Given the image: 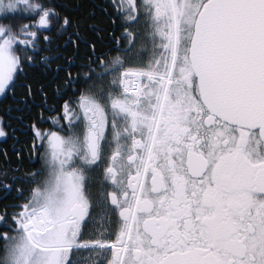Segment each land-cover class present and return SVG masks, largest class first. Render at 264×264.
Returning a JSON list of instances; mask_svg holds the SVG:
<instances>
[{"label": "snow or ice", "instance_id": "obj_1", "mask_svg": "<svg viewBox=\"0 0 264 264\" xmlns=\"http://www.w3.org/2000/svg\"><path fill=\"white\" fill-rule=\"evenodd\" d=\"M98 7L0 0V264H264V0Z\"/></svg>", "mask_w": 264, "mask_h": 264}, {"label": "flooded vegetation", "instance_id": "obj_2", "mask_svg": "<svg viewBox=\"0 0 264 264\" xmlns=\"http://www.w3.org/2000/svg\"><path fill=\"white\" fill-rule=\"evenodd\" d=\"M82 3V5L86 8L87 5H93L91 7V11L95 10L97 21L100 23V33L97 37V41L99 42L98 46H102L103 48H107L112 46L115 39H119L121 35V29L118 25L111 24L110 21L104 16V14L100 11L99 5L104 3L105 0H78ZM61 3H65L64 0H60ZM91 31V30H90ZM95 32V31H93ZM96 34V33H95ZM1 99V98H0ZM30 103H33L30 101ZM10 106V108H9ZM13 109L16 113H12ZM26 106L19 107L16 103L2 104L0 103V117H2L7 123L9 120L11 121L10 127L8 128L9 135L6 137H0V149H7L10 155H13V160L15 162L14 152L16 150H22L24 152L25 159L22 163H20V167L24 171H28L33 166L32 163L28 160L27 148L25 145L30 143V135L31 131L28 127L33 114L29 117L28 114L33 110L36 111L35 106L31 110L28 108L27 111L24 112ZM22 116H26L28 121H24ZM47 127V124L43 125ZM26 187V186H25Z\"/></svg>", "mask_w": 264, "mask_h": 264}, {"label": "trees", "instance_id": "obj_3", "mask_svg": "<svg viewBox=\"0 0 264 264\" xmlns=\"http://www.w3.org/2000/svg\"><path fill=\"white\" fill-rule=\"evenodd\" d=\"M66 4L68 5H71L75 8V10L79 13H82V14H87L88 12L91 11V7H93V5H87V7L85 8L82 3L78 0H64ZM97 19V17H96ZM20 22H26V18L24 17H21L20 19ZM90 34L92 35L93 39L97 40V37H96V34L95 32H93V30L90 31ZM83 53V50L81 52V54ZM35 72L38 74L39 73V69H36ZM12 100H4V99H0V103L2 104H8V103H11ZM14 103V102H13ZM22 107V106H20ZM19 108V107H18ZM27 109V107H26ZM25 109L24 112H26L27 110ZM35 110L32 109V111L30 112V114H28V116L30 117L32 114H34ZM12 113H16V111L13 109V112ZM23 120L24 121H28L27 117L26 116H22ZM27 187V185H25Z\"/></svg>", "mask_w": 264, "mask_h": 264}]
</instances>
